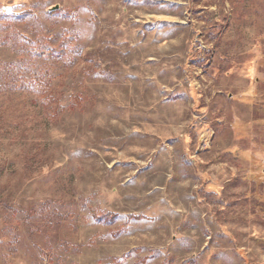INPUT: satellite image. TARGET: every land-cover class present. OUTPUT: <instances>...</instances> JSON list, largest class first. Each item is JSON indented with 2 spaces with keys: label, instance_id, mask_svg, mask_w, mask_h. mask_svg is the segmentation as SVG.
<instances>
[{
  "label": "rangeland",
  "instance_id": "1",
  "mask_svg": "<svg viewBox=\"0 0 264 264\" xmlns=\"http://www.w3.org/2000/svg\"><path fill=\"white\" fill-rule=\"evenodd\" d=\"M0 264H264V0H0Z\"/></svg>",
  "mask_w": 264,
  "mask_h": 264
},
{
  "label": "trees",
  "instance_id": "2",
  "mask_svg": "<svg viewBox=\"0 0 264 264\" xmlns=\"http://www.w3.org/2000/svg\"><path fill=\"white\" fill-rule=\"evenodd\" d=\"M101 216V215H100ZM98 214H96V217L99 218L100 217ZM109 216V215H108Z\"/></svg>",
  "mask_w": 264,
  "mask_h": 264
},
{
  "label": "water",
  "instance_id": "3",
  "mask_svg": "<svg viewBox=\"0 0 264 264\" xmlns=\"http://www.w3.org/2000/svg\"><path fill=\"white\" fill-rule=\"evenodd\" d=\"M55 8H57V6H55Z\"/></svg>",
  "mask_w": 264,
  "mask_h": 264
}]
</instances>
